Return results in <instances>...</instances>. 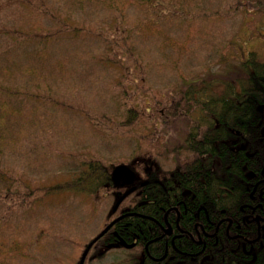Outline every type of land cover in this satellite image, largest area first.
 I'll list each match as a JSON object with an SVG mask.
<instances>
[{"label": "rangeland", "instance_id": "obj_1", "mask_svg": "<svg viewBox=\"0 0 264 264\" xmlns=\"http://www.w3.org/2000/svg\"><path fill=\"white\" fill-rule=\"evenodd\" d=\"M28 1L0 0V264H78L118 200L174 168L181 111L239 86L250 53L264 62V0H171L160 19L157 0ZM95 163L136 181L103 186ZM97 252L85 264L130 256Z\"/></svg>", "mask_w": 264, "mask_h": 264}, {"label": "trees", "instance_id": "obj_2", "mask_svg": "<svg viewBox=\"0 0 264 264\" xmlns=\"http://www.w3.org/2000/svg\"><path fill=\"white\" fill-rule=\"evenodd\" d=\"M23 1L26 4L29 2L28 0ZM156 2L154 8L159 19L161 14H165L160 12L174 7L172 1L157 0ZM12 33L15 34L14 31ZM0 34L2 37L5 33L0 29ZM121 35L124 33H117L115 39H120ZM111 46L110 49L107 47L108 52L111 58L116 60L120 56L118 53L121 45L119 43ZM127 53L130 54L129 51ZM242 71L244 79L239 80V86L230 90L225 96L205 97L200 103L201 106L196 107L189 103L191 107L187 106V109L181 111V114L191 121V128L187 137L177 145L178 150H174L173 147L170 149L171 153L181 155L187 151L199 156H207V158L210 155L203 165L207 170L214 171L215 168L218 176L214 178V174H211V181L207 180L203 183V178L195 175V171H192L191 179H185L184 168L173 172L162 169L159 172V178H154L153 172L152 174L146 172V180L139 188L140 193H126L132 196L136 194L135 201L124 202L127 197L123 199L124 196H122L115 208V213L118 215L110 223L122 213L134 212L138 213V216L118 220L110 231L94 244L87 259L96 250L97 253H101L100 257L105 255L110 250L107 246L115 242V234L132 243L133 238L127 236V233H131L126 232L128 229L136 231L140 236L147 234L151 237L157 231L152 218L162 223V213L171 209L169 220L171 221L173 216L177 219L179 213L182 228H185V222L192 221L193 218L206 225L205 219L203 221L198 218V212L201 217L209 216L211 221H214L215 214L218 215L222 222L219 237L221 235L223 249L219 254L205 252L196 259L180 256L173 264H247L243 261L233 262L225 229L229 224L228 219L233 222L235 219L240 220L243 215L241 209L244 208L245 200L249 199L250 192L254 189L248 191L249 186L246 184H254L264 179V62H259L255 53H250L248 60L243 61ZM200 90L201 86L196 82L186 84L180 88L182 102H187L188 96ZM171 116H173L172 113ZM203 135L204 139L201 141ZM181 157L177 156V158ZM199 163V161L192 163L190 168L192 169ZM183 164L184 158L177 163L179 167ZM104 170L99 163H95L89 166V170L84 174L91 173L99 176L103 179V186L111 189H124L114 186L111 170L106 172ZM186 197L195 198L191 204L189 203L188 210L184 202ZM115 264L140 263L136 257L129 256ZM161 264H167V261L164 260ZM250 264H264L262 248L259 250L258 257L254 258Z\"/></svg>", "mask_w": 264, "mask_h": 264}, {"label": "flooded vegetation", "instance_id": "obj_3", "mask_svg": "<svg viewBox=\"0 0 264 264\" xmlns=\"http://www.w3.org/2000/svg\"><path fill=\"white\" fill-rule=\"evenodd\" d=\"M203 139L204 135L201 141ZM183 158L184 164L179 167L177 163ZM208 158L207 156H199L187 151L183 153L181 158L173 161L174 168L171 172L184 168L185 179H191L192 171H195V175H200L203 178V183L207 180L211 181V174H214V178L218 175H216L215 168L214 171L207 170L206 166L203 165V162L208 160ZM198 161L200 163L191 169L190 165ZM251 177L253 178V176ZM155 178H159V176ZM246 186H249L248 191L252 188L254 189L251 190L249 199L245 200L246 204L241 209L243 215L240 220L235 219L233 222L228 219L229 224L225 229V233L229 240L228 247L230 248L233 262L243 261L250 264L254 258L258 257L260 248L264 252V179L254 184L247 183ZM193 199L195 198H185L184 202L187 210L189 203L191 204ZM170 213L171 209L162 213V223L160 220L152 218L157 231L151 237L147 234L145 236L142 231L141 234L144 236H140L136 231L128 229L126 232L131 233H127V236L133 238L132 243L115 234V242L111 245H119L120 240H123L128 245L134 244L135 246L131 249L122 245L114 249L122 250L125 255L130 254V256L136 257L140 264H161L164 260L167 261V264H173L180 256L196 259L205 252L219 254L223 251L221 235L219 237L222 222L218 215L215 214L214 221H211L209 216L204 215L201 217L198 212V218L203 221L205 219L207 224L205 225L193 218L192 221L185 222V228H182L179 213L177 219L173 216L171 221L169 220L171 218ZM123 215H126L123 218L125 219L138 216V213L127 212L122 213L120 216ZM139 216L142 217L141 215ZM126 225L125 227H128Z\"/></svg>", "mask_w": 264, "mask_h": 264}, {"label": "water", "instance_id": "obj_4", "mask_svg": "<svg viewBox=\"0 0 264 264\" xmlns=\"http://www.w3.org/2000/svg\"><path fill=\"white\" fill-rule=\"evenodd\" d=\"M111 179L112 182L114 184V186L116 188H125V187H130L134 184L135 180H136V173L128 166L126 165H120L117 166L116 168H114V170L112 171L111 174ZM126 215L120 216L119 218H117L116 220H114L112 223H110L104 230L103 232L96 237L85 249L79 264H85L86 258L91 250V248L94 246V244L100 240L104 235H106L110 229L113 227V225L118 222V220L124 218ZM126 248H133L135 245H128L126 242H124L123 240H120V244ZM119 245H109L108 248L112 249L113 247H117Z\"/></svg>", "mask_w": 264, "mask_h": 264}]
</instances>
